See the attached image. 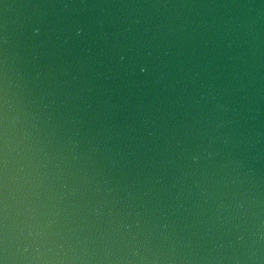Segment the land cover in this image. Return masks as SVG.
I'll list each match as a JSON object with an SVG mask.
<instances>
[{"label":"water","instance_id":"95a60500","mask_svg":"<svg viewBox=\"0 0 264 264\" xmlns=\"http://www.w3.org/2000/svg\"><path fill=\"white\" fill-rule=\"evenodd\" d=\"M5 228L8 264H264V0H0Z\"/></svg>","mask_w":264,"mask_h":264},{"label":"clouds","instance_id":"9594fccd","mask_svg":"<svg viewBox=\"0 0 264 264\" xmlns=\"http://www.w3.org/2000/svg\"><path fill=\"white\" fill-rule=\"evenodd\" d=\"M33 34L34 35H39V29L34 30ZM75 35L77 37L81 36L82 35V30L81 29H77L75 31ZM65 43H67V41H65ZM125 60H126V56L125 55H120L119 56V62L120 63H124ZM138 71H139L140 75H145L148 72V68L146 66H140L138 68ZM162 78L163 77H161V79ZM5 103H7V101H5ZM199 161H200V153L198 151H194L192 153V155H191V163L193 165H197L199 163ZM6 233H7V230L5 228V238H4V244H5L4 253H5V255H4L3 259H0V262H2V264H8V259H9L8 256H7V246H6L7 235H6ZM25 251H27V249H25ZM37 259H39V258H37Z\"/></svg>","mask_w":264,"mask_h":264},{"label":"snow or ice","instance_id":"6c2138e0","mask_svg":"<svg viewBox=\"0 0 264 264\" xmlns=\"http://www.w3.org/2000/svg\"><path fill=\"white\" fill-rule=\"evenodd\" d=\"M0 264H2V262H0Z\"/></svg>","mask_w":264,"mask_h":264}]
</instances>
